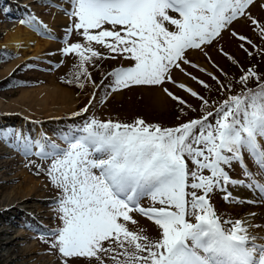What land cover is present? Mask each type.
Instances as JSON below:
<instances>
[{
    "label": "snow or ice",
    "instance_id": "snow-or-ice-1",
    "mask_svg": "<svg viewBox=\"0 0 264 264\" xmlns=\"http://www.w3.org/2000/svg\"><path fill=\"white\" fill-rule=\"evenodd\" d=\"M65 2L71 5L66 14L72 23L65 29L60 53L78 58L65 83L81 89L90 83L95 89L89 68L97 61L121 57L130 64L107 74L105 79H111L106 89L161 87L181 114L186 115L185 108L195 112L184 98L162 87L170 83L198 99L204 111L175 126L142 118L131 123L105 121L93 115L62 131L58 137L62 143L47 135L33 140L20 130H0V141H12L10 146L25 158L37 156L47 162L46 167L34 166L58 193L54 219L59 225L40 239L59 253L62 264H264V236L251 232L264 229V224L253 222L256 213L247 219L226 218L212 203L217 191L225 202L241 203L229 187L256 191L259 202H264V77L254 68L243 70L236 81L241 93L229 94L218 104L173 78V70H178L209 89L187 71L186 65L207 72L187 53L199 50L211 61L205 49L225 31L242 42L240 48L249 56L264 54V48L232 29L234 22L246 20L264 40V20L250 11L256 0ZM34 21L37 18L29 16L20 23L36 27ZM37 24L38 32L43 29L41 34L53 38L47 25ZM73 33L83 42L69 43ZM219 51L234 61L223 48ZM207 74L221 92L231 93V81L225 85ZM249 80L257 87L249 88ZM92 100L73 116L89 113ZM234 165L240 167L242 178L230 174ZM145 199L148 206L143 205ZM137 214L156 227V236L135 227Z\"/></svg>",
    "mask_w": 264,
    "mask_h": 264
},
{
    "label": "rangeland",
    "instance_id": "rangeland-1",
    "mask_svg": "<svg viewBox=\"0 0 264 264\" xmlns=\"http://www.w3.org/2000/svg\"><path fill=\"white\" fill-rule=\"evenodd\" d=\"M261 5H264V0H256L250 11L256 18L264 20V7ZM66 11H71V5L65 0H0V44L10 32L17 27H23L25 24H21L20 21L27 20L29 16L37 18V21L33 22L34 24L42 22L47 25L51 29L53 37L50 39L47 34H41L43 29L41 32L36 30L38 38L42 41H50L52 46L46 48L39 56L28 58L18 64L16 62L22 58L21 52L0 47V50L12 53V56L4 55L0 59V82L10 77L13 71L22 69L23 72L21 71L18 77L34 83H41L32 88L0 92V130H20L33 140H39L43 135H47L56 143H62L58 139L62 131L79 126L84 119L93 115L101 120L111 119L123 123H131L142 118L148 123L160 124L161 126H175L185 120L200 117L204 111L201 102L170 83H166L162 87H167L176 95L184 98L188 104L196 109L195 112L185 108L184 113L186 115L181 114L180 106L167 97L161 91V87H134L131 90L119 92H111L106 89L104 85H107L111 79L110 77L105 79L107 74L116 67L129 66L130 64L129 61L121 57L115 60L97 61L95 67L89 68L98 85L95 89L90 83L86 84L84 89L79 88L76 84L65 83V80L69 79L71 73L75 71L74 65L78 62V58L74 54L65 56L60 53V49L65 46L63 43L65 29L72 23ZM56 17L62 18L63 21L59 22L58 20L56 22ZM54 19L55 22H53ZM232 29L264 48V40L257 35L253 26L246 20L234 22ZM76 42L83 41L82 38L73 33L69 43ZM241 43L239 39L233 38L230 32L225 31L222 33V38L214 41L205 49L208 57H211V61L199 50H190L187 53L189 60L206 69L207 72H201L186 65L187 71L198 77L199 80L205 81L210 86L209 89H205L200 83L178 70H173V78L178 83L186 84L213 104H218L229 94H240L242 89L236 81H238L243 70L254 68L257 73L264 77V54L254 52L252 56H249L240 48ZM245 47H248L249 51H253L248 45ZM220 48H223L225 53L230 54L235 62L227 59L219 51ZM212 61L218 65V68L213 65ZM12 66V71L6 74ZM209 72L219 77L225 85L231 81V93L221 92L217 82L207 74ZM255 83V80H249L248 87L251 88ZM44 89L70 94L73 105L54 104L56 106L52 107L51 103L45 105L42 101L35 102L37 94ZM93 94L96 96L95 100H92ZM26 95L28 98L32 96L34 103H28V101L21 103L20 99ZM90 100H92V106L89 113L79 117L73 116L74 113L88 105ZM178 116L180 117L179 120L177 119ZM12 143V141H0V233L3 230H8L11 233L10 237L16 238L20 235L21 240L18 241L15 248L9 251L6 249L9 238H0V249L3 248L4 251H0V264H62L59 253L52 250L47 243L40 239V236L48 229L56 228L59 225V221L54 219L57 215L55 200L58 193L51 185L50 178L34 166L46 167L47 162L40 160L37 156L25 158L22 151L10 146ZM33 151H38V149L34 148ZM246 160L249 167L256 171L251 159L246 156ZM232 171L234 173L233 178H242V172L238 165H234ZM24 174L32 178L34 183L39 184L37 194L29 202L20 201V196H15L19 199L15 202V207L8 206L7 197L13 192L17 195L18 190L22 188ZM228 190L241 201V198L246 196L243 193L250 194L253 192L260 201V194L256 191L231 187ZM222 197L223 193L219 191L212 195V203L218 214L231 219H246L252 213L248 214V212L255 208L258 211L254 212L256 216L253 222L257 224L264 221V202L247 206L244 205L243 201L241 203H227ZM34 204H38L40 210L37 211V208L29 207L30 205L34 206ZM148 204V199L143 200L144 206H148ZM39 214L40 216H38ZM10 218L15 223H12ZM135 218L139 220V225L135 227L145 228L151 236L157 235L156 227L150 221L139 217L138 214ZM252 233L264 236L263 230L260 229H256ZM15 259L16 261H14ZM78 264H83V262H78Z\"/></svg>",
    "mask_w": 264,
    "mask_h": 264
},
{
    "label": "bare ground",
    "instance_id": "bare-ground-1",
    "mask_svg": "<svg viewBox=\"0 0 264 264\" xmlns=\"http://www.w3.org/2000/svg\"><path fill=\"white\" fill-rule=\"evenodd\" d=\"M58 20H59V22L63 21L62 18H60V17H58L56 19V22H58ZM53 22H55V19ZM35 24H36V27L39 26V24H37V22ZM36 27H30L28 24H25L23 27H17L14 31L10 32L5 37L4 41L0 44V47H2V48H6L9 50H13L15 52H21L22 53V58L20 60H18L16 62V64H18L21 61H25L28 58H31L34 56H39L46 48H48L49 46H52V43L50 41H48V40L42 41L38 38V36H37L38 32L36 31ZM12 69H13V66L7 70L6 74L11 72ZM35 99H36L35 102L42 101L43 103H45V105H47L48 103H51L53 105L52 107L56 106L54 104H64V105L65 104H72V100H73L72 96L70 94L64 93L62 91L56 92V91H53L50 89L42 90V92L37 94V97H35ZM20 101H21V103L26 102V101H28V103H31V102L34 103V98L32 96H29V98H28V95H26V96L22 97L20 99ZM46 107H48V106H46ZM36 134L38 135V133H36ZM23 178H24V181L22 184V188H20L19 190L17 189L18 190L17 195L15 194V192H13L11 195H9L7 197L8 206L11 205V207H13V208L15 207L14 206V205H16L15 202H17L19 200L15 196L19 195L20 201H28L29 202V201H31V199L34 198L33 196H35L37 194L39 184L34 183V180L30 177H27L25 174L23 175ZM243 194L246 195V196H243L244 198L243 197L241 198L242 201L245 203L244 205L253 206L255 203H249V201H252V200L258 201V198L254 196L253 192H251L250 194H247V193H243ZM257 203H259V201ZM29 207H35V208H37V211L40 210V207L38 206V204H34V206L30 205ZM257 211H258V209L253 208L248 212V214L251 212L254 213ZM39 212L43 213L42 211H39ZM245 213H247V212H245ZM38 216H40V214ZM247 218H249V217L247 216L246 219ZM9 220H11V218ZM11 222L15 223L12 220H11ZM257 224H264V221L258 222ZM251 230L253 232L256 229L253 228ZM260 230H263V233H264V229H260ZM10 236H11V233L8 230H3L0 233L1 239L5 238V237L9 238L7 243H6V249H8L9 251H10V249L15 248L16 245H18V241L21 240L20 235L17 236L16 238H13ZM0 251H3V248H1ZM31 251H32V249H31ZM14 261H16V259Z\"/></svg>",
    "mask_w": 264,
    "mask_h": 264
},
{
    "label": "trees",
    "instance_id": "trees-1",
    "mask_svg": "<svg viewBox=\"0 0 264 264\" xmlns=\"http://www.w3.org/2000/svg\"><path fill=\"white\" fill-rule=\"evenodd\" d=\"M12 56V53L0 50V59L2 56ZM22 69H17L14 71V73L6 78L5 80L0 82V92L6 91V90H18L20 88H32L36 85H40L41 83H34L32 81L23 80L20 77H18L21 74ZM257 84L255 83L251 88H256Z\"/></svg>",
    "mask_w": 264,
    "mask_h": 264
}]
</instances>
